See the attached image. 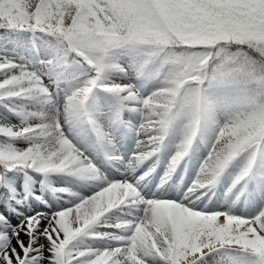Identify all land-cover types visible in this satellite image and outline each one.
I'll list each match as a JSON object with an SVG mask.
<instances>
[{"label": "snow or ice", "instance_id": "obj_1", "mask_svg": "<svg viewBox=\"0 0 264 264\" xmlns=\"http://www.w3.org/2000/svg\"><path fill=\"white\" fill-rule=\"evenodd\" d=\"M0 264H264V0H0Z\"/></svg>", "mask_w": 264, "mask_h": 264}]
</instances>
